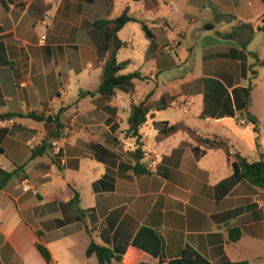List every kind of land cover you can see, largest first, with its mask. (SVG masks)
<instances>
[{
	"label": "crops",
	"instance_id": "0c3cea01",
	"mask_svg": "<svg viewBox=\"0 0 264 264\" xmlns=\"http://www.w3.org/2000/svg\"><path fill=\"white\" fill-rule=\"evenodd\" d=\"M126 7L152 38L129 22L118 36L131 50L140 39V58L121 60L122 49L116 57L129 63L122 74L145 80L132 95L106 97L97 92L104 30L96 23ZM261 31L264 0H0V168L17 171L0 189V264H97L86 253L92 243L123 257L111 264H173L186 248L212 264H264V207L256 203L264 188L236 175L223 149L197 154L186 132L157 140L163 123H183L227 140L249 163L264 161V118L246 85L248 70L264 65L251 47ZM182 38L200 44L202 75H215L207 83L180 73ZM164 94L178 103L148 119L138 145L128 135L132 106ZM7 113L60 114V154H52L57 138H47L45 122L2 120ZM42 145L46 152L31 159ZM155 152L164 156L152 172ZM142 228L160 235V257L133 246Z\"/></svg>",
	"mask_w": 264,
	"mask_h": 264
},
{
	"label": "trees",
	"instance_id": "16d2710c",
	"mask_svg": "<svg viewBox=\"0 0 264 264\" xmlns=\"http://www.w3.org/2000/svg\"><path fill=\"white\" fill-rule=\"evenodd\" d=\"M158 6L157 3L154 7ZM129 22H138L146 35L152 38V33L148 29L146 21L134 17L130 14L129 8L126 7L123 13L115 19L104 20L96 23V26L104 30V42L103 45L99 46V51L103 64V74L101 84L98 89V93L111 97L117 91L128 93L130 95L136 92V80H145L139 72H133L129 74H122L127 66L128 62L119 63L117 60V53L126 47V43L120 40L118 33L128 24ZM93 94V93H89ZM178 103V97L176 95L164 94L158 101H150L148 96L144 101L139 104H134L131 109V114L128 120L129 129L128 135L136 139L138 145L141 144L142 134L140 133L142 127L147 123L148 119L154 116L157 112L165 111L175 104ZM249 118L255 123L256 119L252 118L248 114ZM12 117L20 118H32L37 121L45 122L47 130V138L54 139L58 138L61 134L63 124L60 120V114H48V115H37L35 113L28 114H11L7 113L1 116L2 120L11 119ZM254 131L258 133V129L255 127ZM177 132H186L193 137L198 143L195 151L198 154L201 146L206 149H223L229 157L235 159L234 169L236 175L246 178L254 184L264 188V161H258L249 163L245 158L240 156L238 152L232 153L231 146L227 140L221 139L220 137L207 138L198 135L193 129L188 128L183 123H177L170 125L163 123L157 134V140H164ZM47 149V145L37 146L32 150L31 159L38 156H42ZM17 175V171L8 172L0 168V189L5 188L7 184ZM74 202H79V195L74 196ZM235 239V238H234ZM133 246L151 254L154 257H160L162 252V240L158 233L155 231L142 228L137 236L133 240ZM43 257L50 262L51 256L49 251L42 245H38ZM87 256L90 257L95 255L97 257V264H111L113 259L118 261L122 260V256H116L114 252L107 248L95 243H92L87 249ZM173 264H212L199 253L191 248H186L183 255L173 261ZM241 264V263H239ZM243 264V263H242Z\"/></svg>",
	"mask_w": 264,
	"mask_h": 264
},
{
	"label": "rangeland",
	"instance_id": "374dc122",
	"mask_svg": "<svg viewBox=\"0 0 264 264\" xmlns=\"http://www.w3.org/2000/svg\"><path fill=\"white\" fill-rule=\"evenodd\" d=\"M137 5L135 3L132 4V9L133 11L136 10ZM135 27H138L137 24H134ZM176 31L178 30V28L173 29ZM170 34L173 35L174 33H172L170 31ZM127 32H124L122 34V39L123 40H127ZM182 40V49L180 51V59L182 62V67L179 70L180 73H186L188 72L189 74L191 73H195V76L198 78H202L201 82H208L209 79L212 76L215 75H211V77H208V75H202V69L201 66L204 62V60L202 59L201 55H200V44L198 43L197 45H195V40L193 38H187V39H181ZM141 40L137 39L136 40V44L135 46V50H131L130 48H123L121 50L122 54L119 56V58L122 60L123 58H136V60L138 61L140 58V53H141ZM252 48H255L257 50V52L259 53V55L261 56L260 58H264V31H261L259 34H257L255 40L253 41ZM134 51V52H133ZM192 52V53H191ZM187 59H189V61H187ZM254 60L252 59L251 62H253ZM206 62V61H205ZM214 62L216 63H225V60H215ZM229 62V61H227ZM256 61H254L255 63ZM258 74L261 75V77H258ZM262 78V79H261ZM246 85L247 88H254L255 91L252 93V101H253V109L256 112H261L262 118H264V110L261 109V102L264 100V65H261L259 63H257L254 67H251L250 70H248V78L246 81ZM257 87V88H255ZM249 90V89H248ZM250 91V90H249ZM253 110V111H254ZM246 113H244V116L246 117ZM247 122L248 119L245 118ZM248 128H250V126H248ZM262 131L261 133L263 134L262 136H264V120L262 122ZM145 129H147V126L145 127ZM264 138V137H263Z\"/></svg>",
	"mask_w": 264,
	"mask_h": 264
},
{
	"label": "built area",
	"instance_id": "2783aa9c",
	"mask_svg": "<svg viewBox=\"0 0 264 264\" xmlns=\"http://www.w3.org/2000/svg\"><path fill=\"white\" fill-rule=\"evenodd\" d=\"M45 39H46L45 36L42 37V40H45ZM171 51L172 50H169V52ZM2 123L3 122H0V124ZM65 132H67V130ZM51 149H52V154L54 156H58L60 154L61 152L60 138H57L51 141ZM163 156L164 155L162 152H155L153 156L150 158L147 169L149 171L156 172L162 163ZM22 188L23 190H28L30 188L28 179H23ZM256 203L259 207H264V202L257 200Z\"/></svg>",
	"mask_w": 264,
	"mask_h": 264
}]
</instances>
